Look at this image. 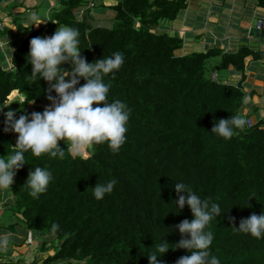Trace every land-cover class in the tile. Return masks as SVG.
I'll return each instance as SVG.
<instances>
[{"label": "trees", "instance_id": "1", "mask_svg": "<svg viewBox=\"0 0 264 264\" xmlns=\"http://www.w3.org/2000/svg\"><path fill=\"white\" fill-rule=\"evenodd\" d=\"M102 2L58 0L46 25L36 29L24 27L19 16L13 19L18 33L29 32L12 52L11 68L0 66V156L14 151L17 137L10 128L5 131L4 114L13 110L18 118L43 111L50 103L49 82L31 75L27 53L33 37L51 36L58 25L79 30L81 55L88 62L115 51L124 54L115 78L105 74L103 79L110 81L108 102L121 100L131 110L126 141L119 151L96 143L86 157L73 154L63 140L58 141L66 150L63 158L26 152L25 165L16 171L3 205L7 219L21 222H0V230L14 234L19 226L39 236L43 256L30 264H148L147 255L161 239L175 244L182 238L175 225L193 218L187 206L178 212L174 207V184L182 181L201 199L220 204V214L207 226L214 234L210 254L221 264H264V237L233 229L252 213L264 214V118L254 121L256 109L243 111L246 98L253 95L244 86L245 58L264 62V49L224 51L209 45L205 51L183 52L178 30L189 0H117L108 6ZM251 4L264 10V0ZM97 5L113 10L110 30H91L87 24ZM166 23L173 33L160 29ZM60 67L72 66L65 62ZM207 72L216 73L215 78ZM234 74L239 76L236 81ZM84 82L80 79L77 87ZM13 91L23 101L7 104ZM236 114L251 126L246 123L229 139L211 133L214 121ZM36 166L48 168L53 179L45 192L32 197L24 185ZM112 178L117 180L113 191L95 199L91 188ZM53 223L60 226L55 233L50 231ZM170 247L158 257L161 264H175L189 254ZM10 255L0 251V264H18Z\"/></svg>", "mask_w": 264, "mask_h": 264}, {"label": "clouds", "instance_id": "2", "mask_svg": "<svg viewBox=\"0 0 264 264\" xmlns=\"http://www.w3.org/2000/svg\"><path fill=\"white\" fill-rule=\"evenodd\" d=\"M30 15L33 19L38 17L36 12ZM79 36L77 28L58 25L51 36H37L29 41L27 57L32 66L31 75L49 82L47 99L50 103L43 111L20 114L18 118L13 110L4 114L8 125L5 131L10 128L17 139L15 146L11 147L14 151L9 152L7 157L0 156V189H10L16 171L25 165L26 152L36 157L47 154L49 158H63L66 150L59 147L60 140L68 142L75 153L96 143H107L110 149L119 151L125 143L131 110L121 100L108 102L110 81L106 83L103 79L105 74L115 78L116 70L124 63V54L115 51L110 56L88 62L81 55ZM0 48L6 49L5 54L11 59L12 49L7 39L0 42ZM65 62H70L71 70L60 67ZM65 77L69 78L66 80ZM80 79L85 82L77 87ZM53 92L54 96L51 94ZM246 123L244 116L236 114L214 121L211 133L229 139ZM52 179V172L48 168L36 166L28 173L24 186L29 189V195L37 197L47 190ZM116 184L115 178L96 183L91 188L93 197L103 199ZM174 190L178 197L174 202L177 212L187 206L193 218L175 225L182 237L175 244L161 239L155 250L147 255L148 264H161L158 257L172 249L170 245L175 249L189 250V254L178 258L175 264H221L216 255L210 254L209 246L214 234L207 230L213 218L220 214V204L211 199H201L190 185L182 181L174 184ZM59 228V224L53 223L50 231L55 233ZM233 229L257 239L262 238L264 214L252 213L242 218L238 228ZM184 234H187V238H184ZM10 240V233H0V250H5ZM60 264L67 262L61 261Z\"/></svg>", "mask_w": 264, "mask_h": 264}, {"label": "crops", "instance_id": "3", "mask_svg": "<svg viewBox=\"0 0 264 264\" xmlns=\"http://www.w3.org/2000/svg\"><path fill=\"white\" fill-rule=\"evenodd\" d=\"M24 1L26 0H0V12L4 13L2 8L7 9L9 2H15L21 5ZM29 1H32L34 5L31 6L24 15L31 14L36 10V7L43 4L40 0ZM191 1L192 0H189L191 5L182 13V25L179 30H184L186 34H190V36H194L195 32H197L195 35L203 34L202 41H199V37L195 40L198 45L203 46L205 49L209 45H217L224 51H236L239 47H248L253 50L264 49V10L253 6L251 4L252 0H226L225 2L221 0H203V2H201L202 0H200V2H198L199 0ZM57 2L58 0H46L44 3L48 8L45 13L46 17L41 15L40 18L38 16L36 19H30L28 25L23 23L22 25L24 27L33 25V29L44 26L51 15V8H56ZM9 13L10 12L7 11V15H10ZM222 13L225 16L221 15ZM16 14H22V12L19 11ZM22 17L25 18L27 16ZM14 18L9 22H3L0 18V42H4L6 39L8 40V46L12 49L10 55H12V52L17 47H14L13 44L15 37L20 34L17 32L12 22ZM17 21L19 22V20ZM259 21H261L262 24L260 29L257 28ZM190 23L196 25V31L191 30V27L194 26ZM5 29L8 30L6 31ZM28 32L29 31H23V36ZM5 52L6 49L0 48V66L5 69H10V58ZM244 63L246 65V70L244 72L245 90L246 92L253 91V95L246 98L243 111L246 113L255 111L256 109V114L260 118H264V62L254 61L249 56L245 58ZM236 77L239 78L237 75ZM11 94H16V97L9 100V103L14 100L23 101V98L16 91H13ZM14 96L15 95H12V97ZM8 197L9 195L6 194L5 189H0V208L2 204L7 201L6 199H8ZM0 210L1 221V212L3 209ZM23 245H25V241ZM11 247L12 248L7 249L10 250V253H6L13 256L16 246H14L13 243Z\"/></svg>", "mask_w": 264, "mask_h": 264}, {"label": "rangeland", "instance_id": "4", "mask_svg": "<svg viewBox=\"0 0 264 264\" xmlns=\"http://www.w3.org/2000/svg\"><path fill=\"white\" fill-rule=\"evenodd\" d=\"M117 2V0H103V4L105 5H112L115 4ZM32 1L26 0L24 1L21 5L20 4H16L15 2H9L8 3V7L6 8H2L4 10V13L0 12V18L3 22H9L12 20V18L14 17H21L22 19L19 20L20 23H23L25 25L29 24L30 19H32L30 14L24 15L25 13H27L26 11L28 9L31 8V6H33L34 4H32ZM100 4V3H99ZM231 4V2H230ZM91 5V4H90ZM48 10V8L45 6V4L43 3L42 5H40L39 7H36V10H34V12L38 13L39 18L42 16L46 17V11ZM7 11L10 12V15H7ZM19 11L22 12V14H16ZM13 12V13H12ZM91 17L93 19H99V20H104V21H111V19L114 16V12L112 9H109L105 6H100L97 5L95 8L91 9ZM221 15H224L223 13ZM22 16H27V17H22ZM225 16V15H224ZM42 20V19H41ZM189 22V21H188ZM192 26L191 30H195L196 25L193 23H190ZM220 25V23H219ZM198 27V26H197ZM171 23H166L163 24L160 29L164 30L166 32H169V34L173 33V31L171 30ZM196 31V30H195ZM183 33V34H182ZM197 32L194 33V36H190V34H186V32L184 30H179L178 31V35L180 37H182L184 39V50L183 52H192V51H205V48L203 46H200L197 44V42H195L196 38L199 37V41H202V35L203 34H199V35H195ZM23 39V33H20L19 35H17L15 37V41L13 42L14 47L18 46L19 44H21ZM195 42V43H193ZM208 76H212L211 74H209V72L206 73ZM216 74V73H215ZM235 77V78H234ZM67 80V79H66ZM232 80H237L236 79V74H234L232 76ZM12 95H15L14 97H12ZM16 94H11V96H9L8 102L9 100H11L12 98H15ZM44 109V107H43ZM258 115L255 114L252 116V119L255 121L257 120ZM68 144V142H66ZM89 148L90 146H86L83 149H81L78 153L73 152L72 148L71 152L73 154H80L82 157H86L89 154ZM6 194L9 195V190L5 189ZM7 200V199H6ZM9 200V199H8ZM4 204V203H3ZM3 204L1 206L0 209H3ZM1 211V210H0ZM2 220L0 221L1 224H10L13 222H21L20 219H18L17 217H13L10 219H7V215L9 214V212H5L2 211ZM8 213V214H7ZM14 227V234H11V240L9 243V246L5 249V250H0V251H5L10 253V250H7L9 248H12V244L14 243V246H17L20 241H24L25 239V245H22L21 247H17L16 249L14 248V254L13 256L10 255V257L12 258V261L15 263L17 262L18 264H30L33 262L34 259H38L41 258L43 255L41 253V251L39 250L40 247V238L38 235H35L34 233H26L25 231H23L22 229ZM5 231L0 230V233H4Z\"/></svg>", "mask_w": 264, "mask_h": 264}, {"label": "water", "instance_id": "5", "mask_svg": "<svg viewBox=\"0 0 264 264\" xmlns=\"http://www.w3.org/2000/svg\"><path fill=\"white\" fill-rule=\"evenodd\" d=\"M86 22L87 24H89L91 30H97V29L110 30L111 29V21L87 18Z\"/></svg>", "mask_w": 264, "mask_h": 264}, {"label": "built area", "instance_id": "6", "mask_svg": "<svg viewBox=\"0 0 264 264\" xmlns=\"http://www.w3.org/2000/svg\"><path fill=\"white\" fill-rule=\"evenodd\" d=\"M53 23H55V21H53ZM45 25H46V23L44 24V26H45ZM261 25H262V24H261V21H259V22H258V25H257V28L260 29V28H261ZM49 36H50V35H49ZM212 78H213V79L215 78V74L212 75ZM249 121H250V120H249ZM249 121H247V125H248V127L251 126V122H249ZM16 139H17V138H15V142H16Z\"/></svg>", "mask_w": 264, "mask_h": 264}]
</instances>
